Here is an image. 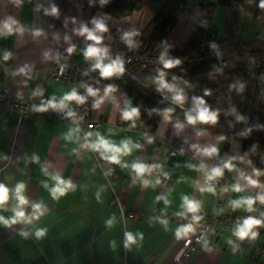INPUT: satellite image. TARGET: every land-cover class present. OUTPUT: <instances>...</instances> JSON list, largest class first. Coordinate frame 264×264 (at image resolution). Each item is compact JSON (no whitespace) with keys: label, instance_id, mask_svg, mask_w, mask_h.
I'll list each match as a JSON object with an SVG mask.
<instances>
[{"label":"crops","instance_id":"1","mask_svg":"<svg viewBox=\"0 0 264 264\" xmlns=\"http://www.w3.org/2000/svg\"><path fill=\"white\" fill-rule=\"evenodd\" d=\"M137 1L138 10L112 17L106 11L109 0H0V66L6 70L0 86L17 99L62 102L74 86L51 78L49 68L59 61L111 64L117 55L131 51L162 6L161 0ZM199 19V10L186 7L181 13L169 38L175 50H183ZM214 26L219 31L222 23L214 21ZM89 32L99 42L90 40ZM90 46L100 52L87 56ZM141 75L145 80L159 79L152 71ZM143 92L115 73L109 76L93 97L91 117L101 125L91 129L81 130L33 110L24 116L17 112L0 116V183L9 190L0 216H14L17 184L25 185L22 194L28 201L20 206L26 223H0V264H176L184 243L198 228L175 220L191 212L184 197L197 203V210L218 218L250 211L247 204L234 202L252 198L255 187L264 185V172L238 164L241 139H231L225 149V134L197 129L170 111L162 113L153 133L134 129L120 116L126 102ZM99 139L121 148L127 143L130 149L118 154L119 163L110 161L113 175L108 179L94 151L112 153L92 147ZM173 143L179 147L175 156L169 154ZM213 148L216 151H206ZM228 163L231 169L225 167ZM134 164H143L146 171L137 173ZM210 168L221 169L227 182L206 185ZM159 172L170 176L163 195L158 191ZM56 177L70 186L54 197ZM249 178L257 183L250 184ZM236 185L240 191L234 190ZM189 225L190 231L178 235ZM37 231L43 234L37 236ZM236 232L218 224L184 264H264L240 246Z\"/></svg>","mask_w":264,"mask_h":264},{"label":"trees","instance_id":"2","mask_svg":"<svg viewBox=\"0 0 264 264\" xmlns=\"http://www.w3.org/2000/svg\"><path fill=\"white\" fill-rule=\"evenodd\" d=\"M261 2L262 0H201L200 19L183 50L179 52L172 47L169 38L187 3L184 0L165 1L137 44L129 51L130 54L155 57L158 62L145 68L143 73L152 71L159 79L154 88H143L145 92L142 95L131 103L129 100L126 102L123 113L137 110V114L127 121L153 133L164 111H170L174 116L189 122V115L196 117L201 109L206 108L210 114H215V122L196 119L191 124L202 131L225 134V149L231 139H241L238 164L252 171L264 172V46L257 49L250 44H240L232 38L219 40V32L214 26L218 7L234 9L235 26L239 27L240 17L236 13L246 10L254 17H262L264 7L260 6ZM139 8L137 0H109L106 11L112 17H119ZM224 47L239 56V61L219 74L214 50L220 49L224 55ZM163 60H179V63L172 68H165ZM161 72L164 73V82L171 89L160 87ZM166 76L176 81L196 79L199 91L195 88L186 108L182 109L164 98L174 101L170 95L173 83ZM123 113L120 121L124 119Z\"/></svg>","mask_w":264,"mask_h":264},{"label":"built area","instance_id":"3","mask_svg":"<svg viewBox=\"0 0 264 264\" xmlns=\"http://www.w3.org/2000/svg\"><path fill=\"white\" fill-rule=\"evenodd\" d=\"M167 0H161L163 5ZM201 0H194V5L187 4V7L191 11L199 10V3ZM214 57L219 64V74H221L227 68V61L220 49L214 50ZM114 61H117L122 67L123 71L115 73L118 79L124 82L136 84L139 87L149 89L151 86L142 77L141 73L148 66H152L158 62L153 56L130 54L126 52L119 54L115 57ZM113 61V62H114ZM5 68L0 66V82L2 76L5 73ZM48 74L51 78L63 82H70L74 86V91L78 96L83 97V102L78 103L76 100H72L70 106H66L55 99H47L41 102H32L26 99H17L13 93L0 86V116L2 114L19 113L24 116L28 111H35L39 114L54 117L59 121L70 122L77 126L79 129H91L101 125V121L91 117V106L94 95L89 94L88 89L91 88L95 93L97 90L107 81L108 77L101 75V70L96 68L95 65L88 62L84 63H70L59 61L54 63L48 70ZM194 87L197 92L199 91L197 83H194ZM164 97V96H163ZM168 99L167 97H164ZM69 113H72L69 115ZM126 123V121H125ZM132 128L137 130H144L137 124H131ZM179 152L177 144H172L169 154L175 156ZM95 158L99 164V167L104 174L105 178H109L113 175V169L111 168L110 160L106 159V154L98 155L94 151ZM210 168L207 178L204 179L206 185H221L225 184L227 180L224 175L213 176ZM212 178L209 179L208 177ZM170 183V176L164 172H159L158 191L160 195H163ZM264 196V185H257L252 193L253 206L251 210L246 214L226 215L218 218L214 214H206L202 210H196L195 212H188L184 215L177 216L175 218L178 223L196 224L198 226L196 234L193 238L187 240L184 243L182 251L176 258V264H184L190 257L196 246L200 244L207 234L211 232L218 224H222L227 228L233 230H239L243 225V222L248 217L258 219L261 221L260 225L253 226L249 231V234L244 238H241L240 246L244 250H248L251 254L257 258L264 260V240L261 238L262 231L264 229V202H261L257 197ZM133 217V215H129ZM199 217L200 219H194ZM255 232L256 235L252 236L251 233Z\"/></svg>","mask_w":264,"mask_h":264},{"label":"clouds","instance_id":"4","mask_svg":"<svg viewBox=\"0 0 264 264\" xmlns=\"http://www.w3.org/2000/svg\"><path fill=\"white\" fill-rule=\"evenodd\" d=\"M260 6L264 7V0H262ZM52 12L55 13L56 9L53 8ZM5 27H8V25H5ZM96 27L99 30H101V31L105 30L104 25L102 23H97ZM9 31H11L10 27H9ZM83 31L87 32L88 30L85 28V29H83ZM88 38L90 40H94V41H97V42H99V39H100L99 37L93 35L91 32L88 33ZM71 51H72V49H69V52H71ZM98 52H100V49L90 46V47H88V49H87L85 54L87 56H94V55H97ZM4 58L7 59L8 55L6 54ZM163 63H164V67L165 68H172L175 64L179 63V60H163ZM95 67L99 68L101 70V75L104 76V77H108V76L113 75L114 73H120V72L123 71V67L117 61H114L111 64H106V65H101L100 63H97L95 65ZM163 75H164V73L161 72L160 87L161 88H169V89H171V86L164 82ZM109 90H111V89H109ZM88 91H89V94L95 95V92L91 88H89ZM83 99H84L83 97L78 96L76 94V92L73 90L71 93L66 94L64 96V99L61 102V105L63 106L64 102L71 101V100H76L78 103H82ZM174 99L179 102V101H182L183 97L181 95L177 94L174 97ZM202 102L203 101H201V103ZM71 114L72 113H69V115H71ZM136 114H137V110L136 109H132L131 111L124 112L123 113V118L124 119H131ZM196 119H199L200 121H204V122H207V121L215 122L216 116H215L214 113L210 114L208 112V110L206 108H204V109H201L199 111L198 116H196V117H193V116H190V115L188 116V121L190 123L194 122ZM89 135H91V133H89ZM135 146L136 147H140L139 145H135ZM92 147L93 148H97V149L98 148H103L105 151L111 152L112 155L107 156L105 158L110 160L113 163H119L118 154L121 151L127 153L130 150L128 145H127V143H125L123 145V147L121 148V147H116L114 145H111V144H109L107 141H105L103 139H99V142L93 144ZM206 151L214 152V151H216V149L213 148L211 150H206ZM102 155H103V153H102ZM133 167L135 168L137 173H143V172L146 171V168H145V166L143 164H134ZM225 167L231 169L233 166L230 163H228V164L225 165ZM221 174H222V172H221V169H219V168H215V169L212 170V175L213 176H219ZM208 178L211 179L212 177L209 176ZM56 179L58 181L57 186L51 190L52 195L54 197L56 196L57 193L63 194L65 192L66 187L70 186V185H67L64 181L60 180L59 177H56ZM249 183L255 185L257 183V181L251 180L249 178ZM24 187H25V185L23 183L17 184V186H16V188L14 190L15 191V197L18 200L17 207L15 209H13L15 214L10 219H5L3 216H0V223H2L3 225L9 226V225L15 224L17 221H21V220H23V222H25V223L27 222V220L24 219V216H25L24 211L20 207L21 205H24V204H26L28 202L26 200V198L24 197V195L22 194V192L24 190ZM234 190L235 191H240V187L238 185H236V186H234ZM201 191H204V189H201ZM207 191L212 192L213 188L212 187H208ZM8 192H9L8 188L4 184L0 183V207H3L4 202L8 199ZM257 198L261 202H264V196H259ZM184 202H185V204L187 206L188 211L195 212L197 210V208H198V204L197 203H194V202L188 200L187 197H184ZM240 203L247 204L248 209L251 210V207H252L254 201H253V199L251 197H249V198H246L243 201L234 202V204L237 205V206ZM33 207H34V209L36 211H39V209H40V205L39 204H35V205H33ZM194 219H200V218L199 217H194ZM260 224H261L260 220L254 219L252 217H248L247 219L244 220L243 225L236 232V235L241 237V238H244L245 236H247L249 234V231L253 228V226L260 225ZM190 230H191V225L180 229L179 232H178V235L180 233H186V232H188ZM23 234L27 235V233H23ZM42 234L43 233L41 231H37L36 232L37 236H41ZM251 235L255 236L256 233L252 232ZM132 239H133V237L131 236V234H129L128 235V240L131 241Z\"/></svg>","mask_w":264,"mask_h":264},{"label":"rangeland","instance_id":"5","mask_svg":"<svg viewBox=\"0 0 264 264\" xmlns=\"http://www.w3.org/2000/svg\"><path fill=\"white\" fill-rule=\"evenodd\" d=\"M187 4H191L193 0H185ZM226 11L225 21H224V12ZM233 12L234 9L231 8H218L215 12L214 21L216 24H221L222 27H219L218 39L224 40L232 38L233 40L238 41L240 44L249 45L257 49L261 48V45L264 46V12L262 17H254L250 11H242L241 13H236L240 17L239 27L233 25ZM224 21V22H223ZM240 51V48H238ZM224 55L227 61V68L235 66V63L239 61V56L232 54L228 51L227 47H224ZM167 80H170L173 83V89L170 92V95L174 97L179 94L183 97L182 101H179L184 104H189L193 92H195L194 83L196 79L191 81H176L171 80L166 76ZM146 82L154 88L157 85V82L150 79H146ZM175 100V99H174Z\"/></svg>","mask_w":264,"mask_h":264},{"label":"water","instance_id":"6","mask_svg":"<svg viewBox=\"0 0 264 264\" xmlns=\"http://www.w3.org/2000/svg\"><path fill=\"white\" fill-rule=\"evenodd\" d=\"M170 102H172V103H174V104L176 105V103H175V102H173V101H170Z\"/></svg>","mask_w":264,"mask_h":264}]
</instances>
